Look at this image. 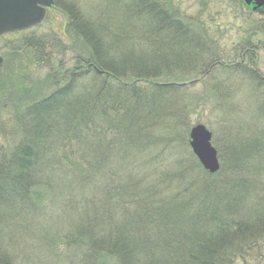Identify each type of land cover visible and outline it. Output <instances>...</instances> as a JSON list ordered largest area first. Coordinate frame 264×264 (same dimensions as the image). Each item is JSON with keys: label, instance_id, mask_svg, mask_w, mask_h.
Listing matches in <instances>:
<instances>
[{"label": "trees", "instance_id": "16d2710c", "mask_svg": "<svg viewBox=\"0 0 264 264\" xmlns=\"http://www.w3.org/2000/svg\"><path fill=\"white\" fill-rule=\"evenodd\" d=\"M118 1H129L130 6L120 8L124 15L117 22V37L108 24L109 16L86 20L80 11L67 12L66 36L81 42L88 58L80 59L82 65L74 69L63 70L62 76L59 69L49 66L51 73L43 87L53 91L29 104L23 113L13 114L21 141L8 152L0 151V209L30 218L40 209L39 187L44 181L51 188L66 187L69 192L64 198L76 195V185L83 186L84 208L91 209L93 217L85 218L68 241L74 251L78 247L80 264H234L235 251L215 243L218 238L246 240L247 244L240 246L241 256L249 252L264 259L260 221L264 214L254 213L264 211V77L253 69V57L246 61L244 48H236V57L228 65L214 63L200 75L217 78L216 73H221L250 81L261 98L248 124L236 117L238 132L229 136L223 152L226 157L221 172L229 169L226 180L220 177L221 172L210 175L201 170L181 185L180 177L183 179L186 171L175 168L174 176L180 175L172 194L176 198L171 196L159 205V192L123 184L117 169L108 176V166L118 160L130 164L135 148L132 126L143 129L170 123L162 128L173 133L179 130L171 105L180 91L175 83L163 79L172 76L174 68H202L204 58L214 52L209 48L214 44L209 39L211 33L202 22L186 19L172 0ZM117 44L130 50H115ZM44 47L41 40L23 39L10 50L2 68L7 69L10 63L24 71L32 65L40 68L45 62ZM246 50L250 52L249 47ZM23 62L27 63L25 69H20ZM11 80L8 75L0 83L10 84ZM18 86L16 98L21 105L24 92L27 99L39 97V92L28 94ZM218 88V101L221 96L225 100L226 95L235 94L229 87ZM201 102L209 104L204 99ZM215 107L235 116L234 111H243L244 104L218 102ZM209 193L217 197L216 202L203 201ZM199 204L206 207L197 208Z\"/></svg>", "mask_w": 264, "mask_h": 264}, {"label": "rangeland", "instance_id": "374dc122", "mask_svg": "<svg viewBox=\"0 0 264 264\" xmlns=\"http://www.w3.org/2000/svg\"><path fill=\"white\" fill-rule=\"evenodd\" d=\"M172 1L186 19L202 22L211 33L209 39L214 44L209 48L214 52L207 54L204 58L205 66L202 68L193 70H185L181 67L174 68L172 76L163 79L169 81L168 84L170 85L175 83V87L180 91L177 99L173 100L172 105L174 107L170 104L174 112L176 111L174 121L178 123L179 130H175L173 133L172 129L169 132L162 128L170 123L163 126L155 123L151 128L142 126L143 129L138 125L132 126L131 139L135 141V148L131 151L133 154L130 157V164L118 160L119 163L115 161L116 163L108 166V176L113 174V170H120L123 184L126 183L128 186L130 183L132 187L139 188L142 186L144 191L150 189L159 192L161 196H157L162 200L159 205L167 203L171 196L176 198L172 194L176 192L178 182H180L178 176L180 175L174 176L175 168L177 171H186L184 178L180 177L181 185L182 183L187 184L189 178L192 180L194 171L200 173L201 170H204L190 146L191 129L202 124L212 133L211 143L217 150L220 162L219 172H221L224 167L222 161H225L226 157L223 152L228 143V138L238 132L237 118L245 120V124H248L255 113L256 103L261 100L258 95V88H255L253 83L249 84L250 81L237 77L221 76V73H216L217 78H214V75L206 78L200 75L205 73L214 63L228 65L236 57V48H244L246 61L251 62L252 59H248V57H253V62H255V66L252 65L253 69L264 77V7L258 12H254L253 8L245 5L243 1L236 3L230 0ZM55 3L57 6L47 11L45 21L38 27L19 34L5 35L0 39V57L4 59V62L5 57L10 54V50L21 45L23 39L32 40L35 38V40H41L46 44L44 47L45 62L39 66L40 68L35 69L32 65L27 69L28 71H24L17 69L18 66L16 67L14 64L11 66L10 63L11 65L9 64L7 69L2 68L0 70V79L8 75L12 78L10 84L0 83V151L3 153L8 152L9 149L15 147L17 142L21 141V134L17 131L13 114L23 113L29 104L40 101L53 91V88L46 84L47 88L43 87V83L51 73L49 66H55L59 69L58 74L62 76V73H65L63 70L74 69L78 65H82L80 59L88 58L89 52L82 49L81 42H77L69 35L66 36L67 24L70 21L67 12L76 13V11H80L86 20H96L99 15L109 16L111 21L108 24L114 37H117V22L123 18V9L130 6L129 1L119 2L118 0H55ZM114 4L121 7L114 6ZM72 7L73 9H71ZM102 22L106 23L104 20ZM122 28H126L125 23H122ZM126 47L125 44H117L114 49H129ZM248 47L250 52L246 50ZM64 48H68V50ZM168 58L173 61L171 56ZM61 63L65 64L64 67H60ZM26 64L23 62V68L20 69H25ZM199 66L201 67V65ZM186 71L192 73L188 74ZM18 85L23 87L28 94L33 91H36L33 95L39 92V97H34V99L28 97L27 99L24 92L21 94L24 100L21 105L16 98L19 92ZM223 86L229 87L232 89L231 92L235 94L226 95L225 100L224 98L222 100L221 96L218 101V87L222 89ZM172 87L174 88V86ZM202 99L209 104L203 106ZM218 102L227 105L242 103L244 104L243 111H234L235 116L232 113L227 114L225 109L215 107ZM173 164H175L174 167ZM228 170L223 172V169L220 173L222 180L228 178ZM76 186V195L64 198L66 191H68L66 187L63 188L59 184L53 187L57 188L53 189L44 181L39 187L42 194L39 203L40 209L33 216L29 214L32 216L30 218L18 217L15 213H7L6 210L0 209L4 210L0 211V216L4 212V216L6 215L4 220L0 219L2 222L0 225V264H5L8 261H11L10 264H80L78 247L75 246L74 251L71 246H68V241L73 235H76L77 229L83 224L85 218L89 220L93 215L91 209L84 208L85 201L82 200L81 192L83 186ZM52 189L56 191V195ZM237 191L235 190V193ZM98 196L96 194V201ZM204 198L203 201L212 199L216 202L215 200H217V197L210 193L206 194ZM263 202L261 203L263 204ZM200 205L206 207L204 204H199L197 208ZM182 207L184 209L185 204H182ZM254 213L261 217L264 211L256 212L255 210ZM184 215L182 214V216ZM249 217L251 218V216ZM27 219L29 220L27 221ZM260 221H263L264 226V220L261 218ZM255 224L257 227L260 225L257 222ZM222 241L218 238L215 243L227 247V251H235L233 254L234 264H264L263 258L249 252L241 256L243 250L240 249V246L244 247L247 244L246 240L241 242H235L236 240ZM218 245L213 247L215 249H212V252L217 250ZM237 254L240 255L236 256ZM263 254L264 252L261 255ZM77 256L79 262L76 263ZM72 259L75 261L72 262Z\"/></svg>", "mask_w": 264, "mask_h": 264}, {"label": "water", "instance_id": "95a60500", "mask_svg": "<svg viewBox=\"0 0 264 264\" xmlns=\"http://www.w3.org/2000/svg\"><path fill=\"white\" fill-rule=\"evenodd\" d=\"M246 5L254 3V11L264 7V0H244ZM55 0H0V38L3 35L24 31L40 25L46 18L47 10ZM0 57V68L3 65ZM212 133L202 124L190 132V146L204 170L211 175L220 170L217 150L213 147Z\"/></svg>", "mask_w": 264, "mask_h": 264}, {"label": "flooded vegetation", "instance_id": "af4514ba", "mask_svg": "<svg viewBox=\"0 0 264 264\" xmlns=\"http://www.w3.org/2000/svg\"><path fill=\"white\" fill-rule=\"evenodd\" d=\"M253 7V6H252Z\"/></svg>", "mask_w": 264, "mask_h": 264}]
</instances>
